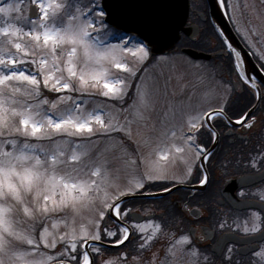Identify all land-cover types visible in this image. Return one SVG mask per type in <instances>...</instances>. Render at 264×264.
Listing matches in <instances>:
<instances>
[{"label":"snow or ice","instance_id":"snow-or-ice-1","mask_svg":"<svg viewBox=\"0 0 264 264\" xmlns=\"http://www.w3.org/2000/svg\"><path fill=\"white\" fill-rule=\"evenodd\" d=\"M28 3L31 15L25 16L23 0H0V264H95L91 253L99 254L105 241L124 246L137 234L141 252L161 237L166 240L164 257L153 253L149 264L157 259L159 264H208L194 228L188 229L191 236H177L150 213L146 224L138 223L136 211L125 201L152 195L148 189L156 183L169 193L187 183L211 155L202 137H217L213 121L227 114L233 93L248 91L264 103V80L257 83L240 71L235 82H228L231 91L202 95L198 106L173 111L176 122L161 134L164 139L157 138L148 157L133 159L126 145L132 126L154 107L141 75L152 60L149 44L134 31L110 27L100 0ZM221 4L226 6V0ZM239 57L236 52L234 71ZM97 96L105 104L89 110ZM129 96L132 103L125 108ZM255 107L235 123L252 127ZM104 142L105 150L127 157L123 177L111 169L103 151L93 158V149ZM176 154L183 161L182 174L168 167L175 165ZM250 164L264 167V150ZM207 182L204 175L200 183ZM259 195L264 201V189ZM85 207L87 217L81 214ZM260 208L264 211V203ZM232 223L239 233L233 243L248 247L255 239L264 241L259 213L252 214L251 224L247 219ZM226 227H231L227 220L219 222L221 231ZM223 241L224 236L217 246ZM259 249L257 264H264V244ZM232 252L229 247L226 264H231ZM127 257L120 253L104 264H127ZM132 259L140 264L137 257Z\"/></svg>","mask_w":264,"mask_h":264},{"label":"flooded vegetation","instance_id":"flooded-vegetation-1","mask_svg":"<svg viewBox=\"0 0 264 264\" xmlns=\"http://www.w3.org/2000/svg\"><path fill=\"white\" fill-rule=\"evenodd\" d=\"M224 8L227 11V6L224 5ZM187 23L198 26V34L191 38L186 33H181L170 52L184 53L185 48H194L210 54L209 58L202 59L220 67L230 68L228 75H220L222 85L228 88V82H235L240 71L233 70L235 60L233 56L229 57L230 51L213 24L208 0H189ZM205 29L208 35L206 40L201 37L202 43L199 44L200 34ZM211 36L216 41L209 42L207 39ZM204 40L206 43H203ZM254 105L256 107L249 120L252 127L237 125L235 121L250 111ZM213 125L217 137H210L207 134L202 137L211 155L194 170L187 183L176 187L170 193L137 196L127 199L125 203L136 211L134 220L138 223L146 224L148 222L146 217L150 213L154 217V222H162L166 232H175L177 236L182 233L191 236L188 229L194 228V239L199 241L198 247L201 252L208 256V264H226L229 247L233 248L231 264H257L259 258L255 256V252L260 250L259 245L264 244V241L255 239L248 247L233 243L234 237L239 233L235 231L232 222L247 219L251 224L253 213H259L264 217V211L260 208L264 201H261L259 195V190L264 189V167H252L250 164L252 157H258L264 150V103L254 99L251 92L237 89L233 93L232 105L227 114L213 121ZM213 144L215 145L212 148ZM204 175L208 177V182L201 184L200 180ZM241 177L251 180L241 183ZM167 186L172 188L171 184ZM163 190L162 183H156L148 189L152 194ZM241 192L245 195L240 196ZM222 220H227L231 227L221 231L218 224ZM110 227L116 230L115 223L110 222ZM222 236L224 241L217 246ZM137 237H133L131 243L126 242L124 246L105 241L99 254L91 253L95 264H104L107 260L119 257L120 253H128L127 264H136L132 259L134 256L138 258L140 264H149L153 259V253H158L159 258L164 257L166 243L164 237L149 250L142 252L138 251ZM106 244L115 246L110 247ZM89 251L91 252V249ZM156 264H159V259Z\"/></svg>","mask_w":264,"mask_h":264},{"label":"rangeland","instance_id":"rangeland-1","mask_svg":"<svg viewBox=\"0 0 264 264\" xmlns=\"http://www.w3.org/2000/svg\"><path fill=\"white\" fill-rule=\"evenodd\" d=\"M226 4L229 20L235 31L264 69V59H261V56L264 55V0H226ZM28 10V0H23L22 14L28 16ZM206 35H208L207 29L200 34L199 44L202 43L201 37L205 39ZM205 40L203 43H206ZM207 40L209 42L216 41L213 36ZM145 67L147 70L141 75L151 89L154 107L145 113V119L132 126L133 137L131 141L126 142V145L128 154L133 159L139 155L148 157L155 147L157 138L164 139L161 134L176 122L172 119L173 111L178 113L179 109L187 108L189 105L198 106L202 95L214 94L219 96L224 95L228 90L231 91L229 84L228 88L222 85L223 81L220 76L229 74L230 68L228 66L220 67L212 64V62L193 58L184 53L167 52L152 55L151 62ZM49 98L54 97L50 96ZM131 103L132 97L129 96L124 107H128ZM104 104L105 98L97 96L91 100L88 108L91 110L93 107ZM117 107L120 106L117 105ZM123 115L122 113L121 119H123ZM149 139L151 143L146 144L145 141ZM168 140L170 141V132ZM133 141L138 142L139 147ZM176 142L179 143L180 141ZM106 144L108 142L100 143L93 149V158L98 152L103 151L111 169L113 171L120 170L123 177L124 160L127 157L123 153L105 150ZM108 147L110 148V145ZM151 158L155 159L154 156ZM175 160V165L170 163L168 167L170 171L182 174L184 167L179 154H176ZM83 178L87 179L88 177L85 175ZM81 214L84 217L89 216V209L86 207L81 209Z\"/></svg>","mask_w":264,"mask_h":264},{"label":"water","instance_id":"water-1","mask_svg":"<svg viewBox=\"0 0 264 264\" xmlns=\"http://www.w3.org/2000/svg\"><path fill=\"white\" fill-rule=\"evenodd\" d=\"M208 2L213 24L226 46L231 45V48H227L232 53L235 62L236 52L240 53L239 71H246L249 76L259 82L264 80V71L235 32L220 0H208ZM101 4L106 12L107 23L118 26L117 28L124 31L136 32L149 44L153 55L171 50L179 39L180 32L186 33L191 38L199 32L198 26L185 25L189 13L188 0H101ZM29 15H31L30 8ZM184 51L194 58H209L210 56L208 53L193 48H185ZM166 193L168 192L160 191L152 195Z\"/></svg>","mask_w":264,"mask_h":264}]
</instances>
